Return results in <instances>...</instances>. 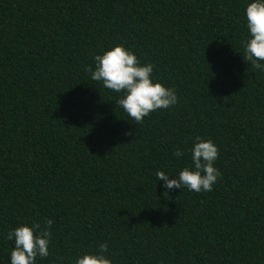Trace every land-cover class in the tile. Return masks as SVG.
<instances>
[{"label":"trees","instance_id":"16d2710c","mask_svg":"<svg viewBox=\"0 0 264 264\" xmlns=\"http://www.w3.org/2000/svg\"><path fill=\"white\" fill-rule=\"evenodd\" d=\"M249 2L0 0V264L7 233L45 219L49 255L36 264H75L104 242L113 264H264V72L243 58ZM120 43L178 97L142 124L84 70ZM197 136L219 148L221 177L211 192L165 189L156 172L191 165Z\"/></svg>","mask_w":264,"mask_h":264},{"label":"clouds","instance_id":"9594fccd","mask_svg":"<svg viewBox=\"0 0 264 264\" xmlns=\"http://www.w3.org/2000/svg\"><path fill=\"white\" fill-rule=\"evenodd\" d=\"M245 18L248 39L244 42L243 58L251 66L264 72V0H250L245 6ZM94 68L86 66L93 81L102 82L103 87L115 93H122L116 100L135 124H142L150 113L169 109L178 103L174 88L166 87L153 79L154 65L141 64L133 51L123 43L104 50L93 57ZM128 134V133H126ZM177 148L173 155L183 156ZM219 148L210 139L197 136L191 148V165L183 167L174 179L169 174L157 171L158 180L164 181L165 189L187 188L193 192H211L221 173L215 166ZM167 196V192L163 193ZM52 219H45L43 224L34 222L31 225L20 224L7 233V239L14 241L10 251V264H36L39 256L49 255ZM108 245H99L95 253L85 252L77 257L75 264H113L106 256Z\"/></svg>","mask_w":264,"mask_h":264}]
</instances>
